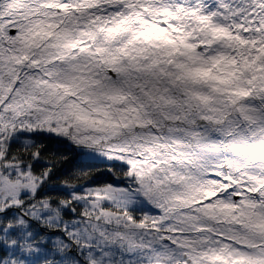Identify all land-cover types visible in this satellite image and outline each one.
I'll return each mask as SVG.
<instances>
[{
	"label": "snow or ice",
	"instance_id": "obj_1",
	"mask_svg": "<svg viewBox=\"0 0 264 264\" xmlns=\"http://www.w3.org/2000/svg\"><path fill=\"white\" fill-rule=\"evenodd\" d=\"M0 264H264V0H0Z\"/></svg>",
	"mask_w": 264,
	"mask_h": 264
}]
</instances>
